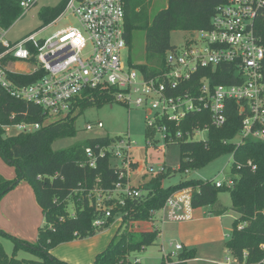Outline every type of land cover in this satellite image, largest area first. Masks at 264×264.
Masks as SVG:
<instances>
[{"label": "trees", "instance_id": "1", "mask_svg": "<svg viewBox=\"0 0 264 264\" xmlns=\"http://www.w3.org/2000/svg\"><path fill=\"white\" fill-rule=\"evenodd\" d=\"M19 1L0 0V28L9 29L20 16L22 10ZM66 2L62 0L55 7L39 11L43 27L62 13ZM122 2L127 48L133 34L143 32L144 51L151 59L149 63L133 65L128 58V63L147 77L153 76L162 67L165 54L172 49L170 34L173 31L208 30L221 0H166V6L152 16L147 13L149 0ZM217 70L226 73L228 68L223 65ZM34 79L18 78V82L28 84ZM225 82L218 78L215 81L216 84ZM114 90L105 88L87 91L78 98L72 113L51 121L40 108L17 101L0 89V159L15 172L11 180L0 175V199L19 183L26 182L33 190L44 220V226L38 228L33 244L0 232L13 245L11 255H7L0 243V264H69L51 255V250L59 244L92 236L97 229L109 224L114 213L120 214L117 233L107 248L95 256L92 264H140L129 262L127 257L153 245L159 230L129 231L127 226L152 221L153 213L162 208L170 195L187 188L191 189L192 209L207 207L213 217H221L229 211L237 215L225 241V249L231 255L233 264H264V143L251 140L235 142L241 128L240 118L230 103L225 111L226 122L221 128L212 127L206 113L188 115L179 125L165 119L158 122L165 128L167 124L166 130L172 140L169 143L178 146L179 172L201 169L222 156L230 155L232 168L227 178L231 181L229 187L225 183L216 187L213 180L187 179L165 189L159 176L165 178L166 175L161 173L147 183L152 188L145 195L141 194L133 200L125 199L123 206L115 204L108 218L104 219V213L96 210L92 192L105 193L115 183L126 182L125 178H118L119 170L109 164L112 154L107 148L119 140H116L117 137L88 139L58 151L52 149V144L75 135L76 119L86 109L119 104L114 102ZM21 122L39 124V129L12 136L2 130V126ZM204 126L207 128V136L203 141L187 140V135L190 136L193 129ZM176 132H181L180 139H176ZM85 148L92 150L94 167L88 165ZM100 151H104L103 156H100ZM135 168L136 164L131 163V171ZM223 191L229 194L230 207L223 206L217 199L218 192ZM68 199L73 200V213L66 209ZM98 219H104L103 223L95 227L93 222ZM20 251L29 253L33 260L17 259L16 254ZM192 256V251H184L179 253L178 262L171 263L168 260L162 264H186Z\"/></svg>", "mask_w": 264, "mask_h": 264}, {"label": "built area", "instance_id": "2", "mask_svg": "<svg viewBox=\"0 0 264 264\" xmlns=\"http://www.w3.org/2000/svg\"><path fill=\"white\" fill-rule=\"evenodd\" d=\"M36 1L20 0L19 7L25 12ZM66 14L76 20L77 27L68 25L45 39L38 38L41 31ZM123 24L122 0H67L53 22L17 42L6 40L7 30L0 28V89L17 101L40 108L47 117L65 118L87 91L113 88L114 102L127 104L132 85L141 80L146 98L156 100L152 109L146 111L149 116L155 110V117L147 119L146 125L154 134L164 133L168 142L172 140L165 126L158 124L161 119L179 125L188 115L206 113L211 126L221 128L230 103L240 118L237 143H264V0H221L210 28L186 32L183 44L165 54L162 67L153 76L145 77L121 58L127 49ZM223 65L228 68L226 73L217 70ZM18 78L35 79L24 84ZM216 78L226 82L216 84ZM133 104L141 107L143 102L137 99ZM102 127L101 123L96 124L97 129ZM93 128L90 124L85 126L86 131ZM38 129L39 124L26 122L2 126L6 135L12 130L19 134ZM202 132L207 133L205 126L193 129L190 136L186 134L187 140ZM175 137L180 139L181 132H176ZM131 148V142L124 144L123 138L107 148L111 159H121V166L113 168L119 170L118 178H125L126 182H117L110 191L101 193L104 200L95 199V208L104 213V219L112 209L105 203L122 204L114 201L119 191L123 192V200L137 199L142 194L139 187L129 183ZM84 152L88 165L94 167L91 148ZM103 155L104 151H100ZM147 172L154 173L151 167ZM222 183L231 185L225 179L215 182V186ZM174 194L161 209L173 219L190 220L191 189ZM103 220L98 219L93 225L99 227ZM175 248L179 250L180 246ZM226 264L232 263L226 259Z\"/></svg>", "mask_w": 264, "mask_h": 264}, {"label": "rangeland", "instance_id": "3", "mask_svg": "<svg viewBox=\"0 0 264 264\" xmlns=\"http://www.w3.org/2000/svg\"><path fill=\"white\" fill-rule=\"evenodd\" d=\"M61 1L37 0L29 10L21 12L20 16L7 29L5 39L10 42H17L42 29L43 24L38 16L39 11L43 8L55 7ZM148 5L149 9H147V13L149 16H152L155 12L166 6V0H149ZM68 25L78 26L76 20L66 14L54 25L48 26L45 30L41 31L38 38L45 39ZM186 38V32L173 31L170 34V45L172 47H179ZM121 58L125 63L128 62L129 58L133 65L145 64L151 61L144 51L143 32L133 34L130 46L123 51ZM145 90V84L139 80L136 84L132 85L129 103L86 109L76 119L74 124L76 130L75 135L70 138L55 141L52 144V149L54 151L62 150L77 142L100 137H117L116 140L123 138L124 144L127 140L130 141L132 147L130 159L136 164V168L130 172L129 183L133 187L139 186L142 195H145L152 188L147 185L151 178L161 173L166 175L165 178L159 176V179L162 181V186L165 189L174 187L187 179L213 180L214 182H223L227 179L232 168L230 155L222 156L201 169H188L186 170L187 173L184 170L181 172L177 171L180 164V154L177 144L166 142L164 133L157 132L154 134L153 132L151 134V131L146 125L147 119L155 117V110L149 116L146 115V111L152 109L151 106L156 100L147 99L144 93ZM137 99L143 102L141 107H136L133 104ZM144 100H146V104H144ZM55 119L51 118L50 120ZM97 123H101L103 127L97 129ZM87 124L92 125L94 127L93 130L86 131L85 126ZM165 125L168 129L167 124ZM15 134L16 132L13 130L9 133L10 136ZM206 136L207 133L202 132L193 136L191 140L199 141L205 139ZM238 141L239 137L235 139V142ZM119 147H122V145L119 144ZM2 163L6 167H10L3 161ZM109 164L111 167H120L121 159L113 158ZM149 167L152 168L153 174L147 172ZM143 182L146 184H141ZM23 183L29 187V191H32L33 194V198H29L28 200L27 207L21 204L23 207L22 213L24 216L26 215L29 224L22 226L17 218L15 220L14 216L4 218L3 213H0V227L3 228L0 229V232L33 244L34 241L32 240L36 241L38 228L44 226V220L32 188L26 182ZM181 191L183 189L176 191L175 194ZM92 194H94L95 199L104 200L105 198L98 191H94ZM117 194V198L114 201L115 203L122 201L120 202L122 203L120 206H123L122 190ZM217 199L223 206H231L229 194L226 191L218 192ZM107 206L114 208L115 204L110 202ZM66 207L68 212L73 213L75 206L72 199H68ZM208 210L207 207L193 209L191 219L188 221L173 219L162 209L155 211L153 215L154 221L152 220L150 222H152L151 224L154 228L157 229L160 227L161 233L155 238L153 245L144 248L140 252L131 253L127 257L128 261L131 263L138 262L140 264H162L163 261L167 262L170 260L171 263H176L178 262L179 253L192 251L193 256L186 264H220L225 263L226 259L230 262L232 258L225 249V241L229 237L231 224L237 218V215L229 211L222 217L215 218L209 214ZM15 215L17 217L20 215L17 210ZM119 223L120 214L114 213L109 224L97 229L92 236L84 239H74L57 245L54 255L66 259L68 263L70 262L69 264H92L95 256L107 248L109 242L117 233ZM144 224V222H141L140 224L134 223L131 226L128 225L127 230L139 231L138 229L141 226L143 227ZM123 229L124 226H122V231ZM122 231L120 230L119 233ZM0 243L3 246L4 252L7 255H11L13 248L12 242L8 238L0 235ZM176 246H180V249L176 250ZM16 258L33 260V257L29 253L23 251L18 252ZM231 263H234L233 260Z\"/></svg>", "mask_w": 264, "mask_h": 264}, {"label": "crops", "instance_id": "4", "mask_svg": "<svg viewBox=\"0 0 264 264\" xmlns=\"http://www.w3.org/2000/svg\"><path fill=\"white\" fill-rule=\"evenodd\" d=\"M0 175L4 177L5 179H9V180L15 177L14 169L10 167H6L2 163L1 159H0ZM141 184H146V183L143 182ZM28 188L29 187L26 186L25 183L21 182L17 185V187L13 191L7 193L2 199H0V213H3L4 218H7L8 216H14L15 220L17 218L22 224V226L29 224L27 221L26 215L24 216V214L22 213L23 207L21 206V204H23L27 207L29 198H33L32 191H29L30 189ZM16 210L20 214L18 215L19 217L15 215ZM215 218H220V217H215ZM140 223L141 222L136 223V224H140ZM144 223H145L144 226L143 227L141 226L140 229H138L139 231H150L151 229L154 228L151 224L152 222H144ZM0 229H3V228L0 227ZM157 229L159 230V234H160L161 233L160 227H158ZM32 241L35 242V240H32ZM54 251H55V248L51 250V255H53L55 258L59 260H62L68 263L66 259L60 256L54 255ZM230 262H232V260ZM220 264H226V262L220 263Z\"/></svg>", "mask_w": 264, "mask_h": 264}]
</instances>
